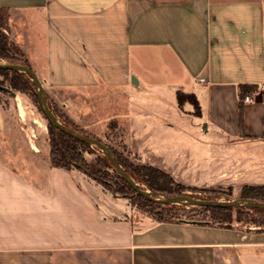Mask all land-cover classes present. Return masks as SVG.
Wrapping results in <instances>:
<instances>
[{
	"label": "crops",
	"instance_id": "0c3cea01",
	"mask_svg": "<svg viewBox=\"0 0 264 264\" xmlns=\"http://www.w3.org/2000/svg\"><path fill=\"white\" fill-rule=\"evenodd\" d=\"M0 6L48 98L82 127L188 184H264L248 181L264 177V90L240 121L241 85L264 83V0ZM11 110L0 100V264H264V230L157 221L84 170L53 165L49 147L25 145ZM199 130L206 147L186 148ZM214 150L222 172L194 182ZM189 165L192 180L178 175Z\"/></svg>",
	"mask_w": 264,
	"mask_h": 264
},
{
	"label": "trees",
	"instance_id": "16d2710c",
	"mask_svg": "<svg viewBox=\"0 0 264 264\" xmlns=\"http://www.w3.org/2000/svg\"><path fill=\"white\" fill-rule=\"evenodd\" d=\"M9 22V9L0 6V57L9 63L30 65L27 58L24 57L22 53L13 50L8 33L10 27ZM0 83L11 87L13 90L17 89L22 92H31L36 100H38L41 107L39 97L35 91V84L29 75L14 69L0 68ZM256 88L257 85L255 84L241 85V124L243 123L244 97L246 94L253 93ZM179 98L180 100L185 98L192 100L196 106V111H200L198 101L193 94L179 93ZM50 103L53 105L56 115L64 124L79 132L86 134L90 133L83 127L76 125L74 120L69 117L67 113L62 111L58 105H55L51 101ZM48 126L50 131V156L53 165L65 169H84L90 177L101 183L109 191L126 194L131 204L149 210V216L157 221L193 222L206 225L224 227L239 226L246 229L264 230V208L253 206L244 208L194 205L193 209H189L188 207L190 205L158 202L143 194L137 193L133 186L117 172L107 156L98 155L95 160L91 162L88 161L85 159L82 152H80L79 147L82 150H88L92 145L53 126L49 120ZM89 135L92 136V134ZM109 147L119 163L128 171L134 180L137 183L142 182L148 185L153 191L168 195L184 193L191 194L192 196L197 193L201 194L205 192L210 199H216L215 197H217L213 196L207 188H198L176 181L173 176L163 168L150 163L135 164L123 152L111 145H109ZM110 169H112L113 172H111ZM241 196L264 201V184H245L242 187ZM235 211L236 215L234 216ZM234 220L236 223L233 222Z\"/></svg>",
	"mask_w": 264,
	"mask_h": 264
},
{
	"label": "rangeland",
	"instance_id": "374dc122",
	"mask_svg": "<svg viewBox=\"0 0 264 264\" xmlns=\"http://www.w3.org/2000/svg\"><path fill=\"white\" fill-rule=\"evenodd\" d=\"M10 40H11V37H10ZM12 47H13L14 51L18 52V50L16 49V47L13 44H12ZM0 61L6 62V60L1 58V57H0ZM15 91L18 94L17 98L12 97L8 92L0 90V100L2 101L4 106H6V105L7 106L8 105L11 106L12 113L17 114L18 117L20 116L19 112L22 114V116H23L22 122H23L24 127H25V134H24L25 135V141H24V144L25 145H34L35 144V145H40L41 147H49L50 154H51L50 131H49V126H48V120L45 117V114L42 111L38 100H36V98L32 95L31 92H22L21 90H17V89H15ZM50 101L53 102L55 105H58V107L62 111H64L65 113H67L69 115V117H71L70 114L67 112V110L64 108V105H62V103H58L53 98L50 97V98H48V104L52 108L53 111H54V107L50 103ZM74 122L79 127H82V125L79 122H77L75 120H74ZM185 123H186L187 127H190V130H193V128H191L192 126L189 124L188 121H186ZM84 129L87 130V132H90L89 134H92V136H98L99 138H101L108 145H111V146L115 147L116 149H118L119 151L123 152L133 163H135V164L149 163V162H146V161L142 160V158L140 156H138L136 154H133L129 150H126L121 144L114 143L113 139H111V138L109 139V137H101V136L97 135L93 131H90V130H88L86 128H84ZM191 135H192V133H190V134L186 133L185 134V146H186V148H192L195 145H198V147L200 149H204V146L206 147V145L202 141H200V139H202V140L208 139V136H209L208 134H206L203 131L199 130L198 133H195V135H194L195 137L193 139L191 138ZM207 147H210L211 150L215 149V146H207ZM79 150H80V152H82V154L84 155L85 159H87L90 162L95 160L98 155H105L104 152L99 147H97L96 145H92L91 148L88 149V150H82L79 147ZM189 155H191V154L187 153V152L185 153V157H188ZM223 155H222L220 150H216V151L214 150L213 154H211L210 159H208L206 161V162L210 163V169L208 171H206L205 176L203 175V176L200 177V175H199V177L197 179H195L197 181H194V182H202V180H205L206 177H210V176H214V175L216 176L220 172H222L220 167H216L217 165H215L212 162L217 160V158H222ZM172 158H174L173 160H175V156H172ZM152 165H154V164H152ZM155 166H157V165H155ZM82 170H84V169H82ZM164 170L167 171L168 173H170L173 176V178L176 181H178V182H181L183 184L190 185V186H196L198 188H207L210 191V193H212L213 196H217V197H215L216 199H235V198L242 197L241 196V190H242V187L244 185H241V184H237V185H228V184L195 185V184H188V183H185L183 181L178 180L168 170H166V169H164ZM110 171L113 172L112 169H110ZM194 172L195 171H194V169H192V165H189L188 168H186L184 170H181L178 173V175L182 176L186 180H192L191 177L194 176L193 175ZM254 172L257 173L258 171L255 170ZM257 178H258L257 175H254V177L251 176L248 179V181L256 182V183H263L264 182V177H260L258 179ZM138 184L141 187L145 188V189H150V187H148V185H146V184H144L142 182H138ZM111 192H113L115 195L126 197L128 199V202L130 203L132 208H135L137 211H139L141 213H144V214H146L148 216L150 215L149 210H145V209L140 208L137 205L131 204L130 199L126 196V194L116 193L114 191H111ZM228 194H230V195H228ZM194 196L195 197L196 196H200V198H210L205 192H202L201 194L197 193ZM111 197H115V196L113 195ZM115 199L119 200L120 198H115ZM111 201L113 202L115 200H111ZM119 201H115V202L119 203ZM188 208L189 209H193L194 205H190ZM244 208H245V206H244ZM235 215H236V211L234 213V216ZM233 222L236 223L235 220Z\"/></svg>",
	"mask_w": 264,
	"mask_h": 264
},
{
	"label": "water",
	"instance_id": "95a60500",
	"mask_svg": "<svg viewBox=\"0 0 264 264\" xmlns=\"http://www.w3.org/2000/svg\"><path fill=\"white\" fill-rule=\"evenodd\" d=\"M0 68L14 69L29 75L35 84V90L39 97L42 110L46 115L47 119L51 122V124L67 132L68 134L89 143L90 145H96L97 147H99L107 156V158L110 160V162L113 164L117 172L133 186V188L136 190L137 193L143 194L154 201L164 202V203H180L186 205H210V206H222V207L253 206V207L264 208V201L249 197H239L235 199H210V198L195 197L190 194H184V193L168 195L158 191H153L141 187L134 180V178L128 173V171H126L124 167L119 163V161L116 159L115 155L112 153L107 143H105L98 137L79 132L69 127L58 118L56 113L52 110V108L48 104V97L43 87L41 79L37 76V74L34 72V70L31 68L30 65L0 61ZM0 90L8 92L12 96H16V91L7 85L0 83Z\"/></svg>",
	"mask_w": 264,
	"mask_h": 264
},
{
	"label": "built area",
	"instance_id": "2783aa9c",
	"mask_svg": "<svg viewBox=\"0 0 264 264\" xmlns=\"http://www.w3.org/2000/svg\"><path fill=\"white\" fill-rule=\"evenodd\" d=\"M261 90H264V83H261L254 94H246L245 97H244V101L247 102V101H252L254 99V95L259 93Z\"/></svg>",
	"mask_w": 264,
	"mask_h": 264
}]
</instances>
